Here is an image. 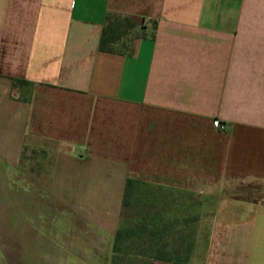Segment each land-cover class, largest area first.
I'll list each match as a JSON object with an SVG mask.
<instances>
[{
    "label": "crops",
    "instance_id": "crops-1",
    "mask_svg": "<svg viewBox=\"0 0 264 264\" xmlns=\"http://www.w3.org/2000/svg\"><path fill=\"white\" fill-rule=\"evenodd\" d=\"M129 179L191 199L197 264H264V0H0L7 264H112Z\"/></svg>",
    "mask_w": 264,
    "mask_h": 264
},
{
    "label": "rangeland",
    "instance_id": "rangeland-1",
    "mask_svg": "<svg viewBox=\"0 0 264 264\" xmlns=\"http://www.w3.org/2000/svg\"><path fill=\"white\" fill-rule=\"evenodd\" d=\"M136 36L139 37L140 34H137L136 31H132L130 36L123 40V43L126 44L125 46L128 47L130 40ZM123 43L118 44L116 48L126 52L127 50ZM35 159L37 160V155H35ZM5 180L0 184V213H5L7 209L6 191L8 186ZM142 189L144 195L140 196L138 201L136 200V202L131 203L121 220V229L129 232L132 236L127 237V239L121 244L124 253L119 255L118 264H152L150 259L136 256L134 254L135 251L147 248L152 244H157L159 246L166 242L173 247L174 239L177 237L176 232H170L164 237L163 241H158L157 237H153V233L157 228L161 229L165 222L168 224H172L175 221L181 223L185 217L194 215L196 211L195 204L191 202V199L185 194L175 191L165 192L152 188ZM147 191L149 193H147ZM247 192L250 194L247 196L251 200L263 199L264 197V192L260 188L257 189L250 187ZM162 212H168V215L164 219H159V217L155 216L157 213ZM4 222L5 218L3 217L1 219L0 229L4 227ZM197 225L198 223L192 224V229L190 230H196L197 232ZM143 226H146L147 228H144ZM190 230H185V233L189 234ZM6 250V234L5 230H2L0 231V264H7ZM187 264H197V261H193L190 258Z\"/></svg>",
    "mask_w": 264,
    "mask_h": 264
},
{
    "label": "trees",
    "instance_id": "trees-1",
    "mask_svg": "<svg viewBox=\"0 0 264 264\" xmlns=\"http://www.w3.org/2000/svg\"><path fill=\"white\" fill-rule=\"evenodd\" d=\"M136 28V24L129 18L121 17L114 14H108L106 17L105 27L103 30L101 42H100V50L102 52L110 53V54H132L133 53V42L138 36L133 37L130 40V44L126 47L123 42L124 39L130 36V33L134 31ZM123 43L126 52L118 50L116 46L118 44ZM25 83L23 81H17L16 83ZM142 188H152L158 189L160 191H168L165 188L161 187H152L150 185L142 184L138 181L133 179H129L127 182V189L126 195L124 200V212L123 216L125 215V211L131 205L132 202L138 201L140 196H143V189ZM147 193H149L147 191ZM146 193V194H147ZM168 215V212L157 213L155 216L159 217V219H164ZM154 216V217H155ZM123 218V217H122ZM122 220V219H121ZM199 221L198 217L195 216H187L185 219L180 222H174L172 224H168L167 222L164 223V226L160 229L157 228L153 233V237H157L158 241H163L164 237L168 235L170 232H176L177 237L174 239L173 247L169 243H162L159 246L157 244H152L151 246L138 249L135 251L136 256H141L144 258H148L153 262H165V263H174V264H187L190 260L194 247L196 245L197 240V232L196 230L192 229V224H195ZM147 228L146 226H143ZM147 230V229H145ZM185 230H190V233H185ZM132 236L129 232L124 231L120 228L116 235L114 249H113V260L112 264H118V257L120 254L124 253V249L122 248L121 244L127 237ZM116 255V257H115Z\"/></svg>",
    "mask_w": 264,
    "mask_h": 264
},
{
    "label": "built area",
    "instance_id": "built-area-1",
    "mask_svg": "<svg viewBox=\"0 0 264 264\" xmlns=\"http://www.w3.org/2000/svg\"><path fill=\"white\" fill-rule=\"evenodd\" d=\"M217 126L219 127V125L217 124Z\"/></svg>",
    "mask_w": 264,
    "mask_h": 264
}]
</instances>
